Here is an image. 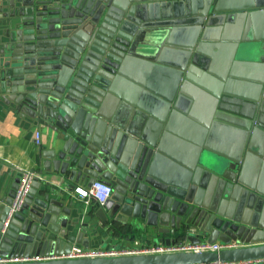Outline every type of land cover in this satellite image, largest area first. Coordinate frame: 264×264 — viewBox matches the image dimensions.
<instances>
[{
  "label": "water",
  "instance_id": "water-1",
  "mask_svg": "<svg viewBox=\"0 0 264 264\" xmlns=\"http://www.w3.org/2000/svg\"><path fill=\"white\" fill-rule=\"evenodd\" d=\"M3 4L7 18L2 91L10 94L7 101L28 125L53 130L50 157L67 186H40V178L34 176L23 205L11 213L22 172L5 184L0 255L67 253L75 243L90 247L88 235L99 233V220L128 223L131 218L144 220V230L167 244L189 240L235 246L0 264L239 260L264 264V184L249 173L260 165L264 168V56L253 92L243 96L246 99H232L235 108L221 102L223 110L242 117L244 128L251 130L244 157L240 153L224 157L209 146L201 149L202 154L197 147L183 156L161 135L180 112L187 114L183 104L185 95H190L188 82L206 68V55L215 44L213 28L234 20L243 8L261 9L258 13L264 14V0L240 4L234 0H4ZM167 52L175 57L179 76L192 63L183 93L175 95L178 89H174L159 103L152 93L138 98L125 80L132 76L134 60H160ZM127 101L132 106L127 107ZM228 101L223 96V102ZM97 179L112 185L113 192L104 203L94 201L81 221V206L69 196L68 183L91 186Z\"/></svg>",
  "mask_w": 264,
  "mask_h": 264
},
{
  "label": "crops",
  "instance_id": "crops-1",
  "mask_svg": "<svg viewBox=\"0 0 264 264\" xmlns=\"http://www.w3.org/2000/svg\"><path fill=\"white\" fill-rule=\"evenodd\" d=\"M234 1L240 4L246 0ZM3 2L4 0H0V72L6 44L4 39L7 9ZM241 10L235 13L234 20L226 21L223 27L215 26L211 31L215 44L209 47L206 68L202 67L201 73L195 72V80L188 82L190 95H185L187 100L183 104L187 114L180 112L177 120L171 122L170 128L161 131L162 137L165 136L174 147L173 150L180 155H189L197 147L201 151L206 146L224 157L228 154L233 156L240 153L242 157L245 155L251 130L247 132L244 128L242 117L223 110L221 102L235 108L237 102L232 99H246L243 96L251 94L255 89L253 84L258 76L257 66L264 56V14L258 13L261 9ZM161 57L160 60H134L132 76L125 80L138 98L143 97L144 93L146 96L152 93L157 96L153 101L159 103V98L166 99L174 89H178L175 95L178 92L183 93L181 89L186 80L185 74L189 72L192 63L179 76V67L173 62V54L167 52ZM195 66L201 67L198 64ZM1 81L0 74V203L6 196L5 184L13 180V176L19 172L18 168L33 171L41 180L40 186H67L63 185L61 174L56 172L50 157L54 148L51 140L53 130L40 125H28L19 110L7 101L10 94L3 93L5 88L1 86ZM223 96L229 101L224 103ZM127 104V107L132 106L128 101ZM149 116L143 118L144 122L149 121ZM169 120L168 115L164 126H168ZM37 132L41 133L39 144L35 141ZM250 171V175H255V180L261 179L264 184L262 165L257 170L254 168ZM68 186H71L69 196L81 206L79 216L84 221L94 201L81 199L74 190L76 187L89 189L90 186L75 181L68 183ZM93 214L95 215L94 212ZM94 218L97 219V216ZM109 224H112L111 229ZM98 226H101L99 233L88 235L90 247L124 248L161 242V238L159 240L156 235H150V232L144 230V220L135 222L131 218L128 223L114 219L105 222L99 220Z\"/></svg>",
  "mask_w": 264,
  "mask_h": 264
},
{
  "label": "built area",
  "instance_id": "built-area-1",
  "mask_svg": "<svg viewBox=\"0 0 264 264\" xmlns=\"http://www.w3.org/2000/svg\"><path fill=\"white\" fill-rule=\"evenodd\" d=\"M41 133L37 132L35 141L40 143ZM22 172L19 186L16 190L15 197L11 204V213L21 208L25 198L31 187L32 180L35 176L33 171H28L22 168H18ZM74 192L81 198L86 199L88 202L96 201L104 203L113 192L112 185L106 183L102 179H97L89 189L82 187H76ZM138 244V242H136ZM233 243H220V242H208L202 241L200 243H194L189 240H181L173 243L159 242L152 245H143L136 247H85L80 243L73 245L70 252L60 254H48L37 255L31 257H9L0 255V262L7 261H21V260H47V259H60V258H81V257H97V256H115L121 254H137V253H164V252H182V251H205V250H220L222 248L234 247ZM245 261H209V262H194L187 264H245Z\"/></svg>",
  "mask_w": 264,
  "mask_h": 264
}]
</instances>
